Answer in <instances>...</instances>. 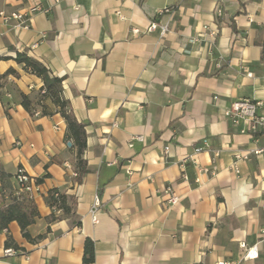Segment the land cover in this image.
<instances>
[{"label":"crops","instance_id":"1","mask_svg":"<svg viewBox=\"0 0 264 264\" xmlns=\"http://www.w3.org/2000/svg\"><path fill=\"white\" fill-rule=\"evenodd\" d=\"M12 13L28 14V28L5 23ZM152 22L168 32H147ZM16 53L62 79L85 126L80 183L64 119L51 105V116H32L19 103L42 81ZM9 69L16 75L2 78ZM244 99L264 117V0H0V200L17 193L18 169L42 179L27 229L34 241L11 222L0 231V264H86L87 238L91 264H264V132L253 137L224 116ZM255 148L262 154L235 175L234 153ZM51 189L74 199L79 227L60 211L47 223ZM254 245L258 257L243 260Z\"/></svg>","mask_w":264,"mask_h":264},{"label":"trees","instance_id":"2","mask_svg":"<svg viewBox=\"0 0 264 264\" xmlns=\"http://www.w3.org/2000/svg\"><path fill=\"white\" fill-rule=\"evenodd\" d=\"M15 61L17 64L23 66L25 72L37 76L42 81V87L35 94L31 96L24 95L23 93L18 94L20 105L32 116L38 111L41 116H51L54 112L64 119L66 124L65 139L67 142H71L72 147L76 150L78 167L76 182L80 183L83 175L88 172L85 161L81 159V155L86 148L85 126L76 120L69 101L63 97L62 79L52 76L42 63L29 57L26 53H16ZM10 74L16 75L13 69H9L2 78ZM50 105L54 108L53 112ZM35 181L40 185L42 179H36ZM32 198L27 196V194H22L19 197L9 194L1 197L0 231H7L8 225L11 222H16L22 236L30 242L34 241L27 231L28 227L38 217V211ZM45 200L53 211L46 218L48 224L59 218L55 216V211H60L62 217L69 218L73 226H80V219L75 214V201L73 198L66 196L58 189H51L48 191ZM42 237V235H39L37 239ZM5 247L8 249L12 248L13 250L17 248L10 236L7 237ZM82 260L86 264L94 262V242L91 239L87 238L84 242Z\"/></svg>","mask_w":264,"mask_h":264},{"label":"built area","instance_id":"3","mask_svg":"<svg viewBox=\"0 0 264 264\" xmlns=\"http://www.w3.org/2000/svg\"><path fill=\"white\" fill-rule=\"evenodd\" d=\"M48 12V10H45ZM163 12H169V9H165ZM217 15L220 16L222 14L221 10L216 11ZM28 15V14H27ZM26 14L20 13H12L9 16H4V22L7 23L10 20L17 21L19 25L23 28H28L29 16ZM156 29L160 30V35L164 36L168 32L167 25H158L155 22L150 23L148 28L146 29L147 32H153ZM134 33H137V30H133ZM211 37H215V32L210 34ZM36 44L32 46L35 48ZM260 103L254 100H239L234 102L228 109L225 110L224 116L229 121V123L234 126L238 127L241 125V132H248L251 133L253 137L260 132H264V117L258 115ZM137 140H142L141 137H137ZM205 147L208 145L205 143ZM168 150V147L164 149V153ZM263 149L255 148L247 153H240L236 152L233 155V162L230 166V169L235 173V175L239 174V170L237 168V163L240 161L247 160L250 155H260L262 154ZM216 155V154H215ZM205 173L213 174L215 172V168L212 170L203 168L201 169ZM16 181L18 184V191L15 196L19 197L22 194H27V196L32 197L35 193L38 192V184L36 183L35 179L30 178L27 176L22 169H18L16 172ZM185 178V177H184ZM163 195L166 197V202L169 205H176L180 201V197L173 191L170 185H167L163 189ZM91 219L94 224L98 222L95 210H91ZM259 243L264 244V225L260 228L259 231ZM14 251L12 249H6L4 251L5 255H12ZM258 257V248L257 245H254L250 248L246 249V252L243 256V260L249 259H256ZM217 264H238L233 261H220Z\"/></svg>","mask_w":264,"mask_h":264},{"label":"water","instance_id":"4","mask_svg":"<svg viewBox=\"0 0 264 264\" xmlns=\"http://www.w3.org/2000/svg\"><path fill=\"white\" fill-rule=\"evenodd\" d=\"M70 143H68V145H69Z\"/></svg>","mask_w":264,"mask_h":264}]
</instances>
